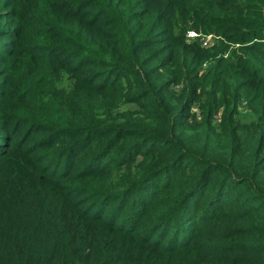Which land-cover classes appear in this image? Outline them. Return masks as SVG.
Masks as SVG:
<instances>
[{
    "label": "trees",
    "instance_id": "obj_1",
    "mask_svg": "<svg viewBox=\"0 0 264 264\" xmlns=\"http://www.w3.org/2000/svg\"><path fill=\"white\" fill-rule=\"evenodd\" d=\"M263 6L0 0V264H264Z\"/></svg>",
    "mask_w": 264,
    "mask_h": 264
},
{
    "label": "built area",
    "instance_id": "obj_2",
    "mask_svg": "<svg viewBox=\"0 0 264 264\" xmlns=\"http://www.w3.org/2000/svg\"><path fill=\"white\" fill-rule=\"evenodd\" d=\"M262 14L264 15V6L262 8ZM187 37L189 38H193V37H196V36H199L201 38V42L204 46H207L210 44V41L211 39L215 36L214 34L212 33H207V34H200V32H197L195 30H189L187 32Z\"/></svg>",
    "mask_w": 264,
    "mask_h": 264
},
{
    "label": "rangeland",
    "instance_id": "obj_3",
    "mask_svg": "<svg viewBox=\"0 0 264 264\" xmlns=\"http://www.w3.org/2000/svg\"><path fill=\"white\" fill-rule=\"evenodd\" d=\"M215 37H216V35H215Z\"/></svg>",
    "mask_w": 264,
    "mask_h": 264
}]
</instances>
